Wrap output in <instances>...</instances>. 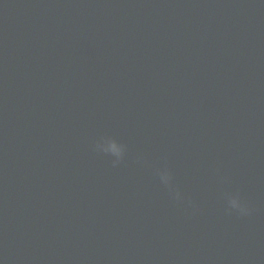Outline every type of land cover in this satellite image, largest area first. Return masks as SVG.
Here are the masks:
<instances>
[{
	"label": "water",
	"instance_id": "95a60500",
	"mask_svg": "<svg viewBox=\"0 0 264 264\" xmlns=\"http://www.w3.org/2000/svg\"><path fill=\"white\" fill-rule=\"evenodd\" d=\"M0 264H264V0H0Z\"/></svg>",
	"mask_w": 264,
	"mask_h": 264
},
{
	"label": "clouds",
	"instance_id": "9594fccd",
	"mask_svg": "<svg viewBox=\"0 0 264 264\" xmlns=\"http://www.w3.org/2000/svg\"><path fill=\"white\" fill-rule=\"evenodd\" d=\"M106 152H111L113 155L120 156L123 153V147L121 145H118L117 143L110 142L107 144L106 147L103 149ZM162 180L165 182L167 181V175L162 174ZM230 210H236L241 215H246L249 213V208L242 202L239 198H234L230 200L229 202Z\"/></svg>",
	"mask_w": 264,
	"mask_h": 264
}]
</instances>
